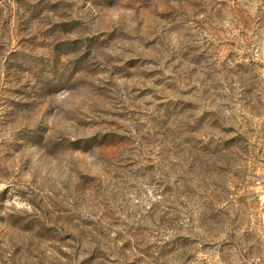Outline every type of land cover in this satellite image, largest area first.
Here are the masks:
<instances>
[{
	"label": "rangeland",
	"instance_id": "374dc122",
	"mask_svg": "<svg viewBox=\"0 0 264 264\" xmlns=\"http://www.w3.org/2000/svg\"><path fill=\"white\" fill-rule=\"evenodd\" d=\"M0 264H264V0H0Z\"/></svg>",
	"mask_w": 264,
	"mask_h": 264
}]
</instances>
